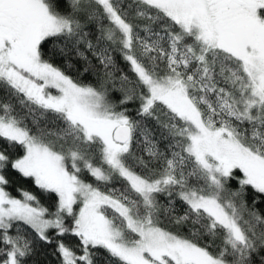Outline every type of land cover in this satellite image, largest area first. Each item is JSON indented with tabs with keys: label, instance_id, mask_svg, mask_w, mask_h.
I'll return each mask as SVG.
<instances>
[{
	"label": "snow or ice",
	"instance_id": "obj_1",
	"mask_svg": "<svg viewBox=\"0 0 264 264\" xmlns=\"http://www.w3.org/2000/svg\"><path fill=\"white\" fill-rule=\"evenodd\" d=\"M262 209L264 0H0V264H264Z\"/></svg>",
	"mask_w": 264,
	"mask_h": 264
},
{
	"label": "trees",
	"instance_id": "obj_2",
	"mask_svg": "<svg viewBox=\"0 0 264 264\" xmlns=\"http://www.w3.org/2000/svg\"><path fill=\"white\" fill-rule=\"evenodd\" d=\"M117 59L119 60V57H117ZM121 63H123L122 61H120ZM28 187H30V185H27ZM13 194L15 195L16 193H15V191L13 190ZM262 210H264V209H262ZM53 264H55V261H53Z\"/></svg>",
	"mask_w": 264,
	"mask_h": 264
}]
</instances>
